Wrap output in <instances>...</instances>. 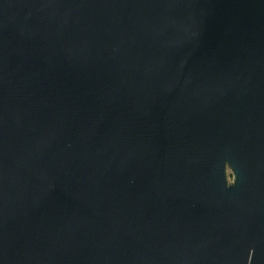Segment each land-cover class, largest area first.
Segmentation results:
<instances>
[{
    "label": "water",
    "instance_id": "water-1",
    "mask_svg": "<svg viewBox=\"0 0 264 264\" xmlns=\"http://www.w3.org/2000/svg\"><path fill=\"white\" fill-rule=\"evenodd\" d=\"M0 264H264V0H0Z\"/></svg>",
    "mask_w": 264,
    "mask_h": 264
},
{
    "label": "flooded vegetation",
    "instance_id": "flooded-vegetation-1",
    "mask_svg": "<svg viewBox=\"0 0 264 264\" xmlns=\"http://www.w3.org/2000/svg\"><path fill=\"white\" fill-rule=\"evenodd\" d=\"M227 178L229 183L233 182V172L231 170V168L227 167Z\"/></svg>",
    "mask_w": 264,
    "mask_h": 264
}]
</instances>
